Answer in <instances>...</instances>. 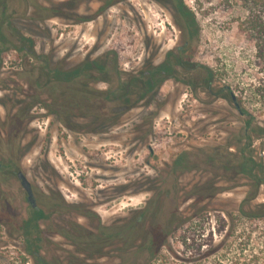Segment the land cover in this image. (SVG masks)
I'll list each match as a JSON object with an SVG mask.
<instances>
[{
	"label": "rangeland",
	"instance_id": "1",
	"mask_svg": "<svg viewBox=\"0 0 264 264\" xmlns=\"http://www.w3.org/2000/svg\"><path fill=\"white\" fill-rule=\"evenodd\" d=\"M183 1L195 17L187 20L176 0H120L107 7L103 0L8 1L10 14L0 15V160L7 165L0 167V264H38L24 237L23 221L32 208L13 171L20 168L33 184L37 206L49 216L39 221L30 244L47 262L84 259L78 241L83 234L124 225L132 211L150 203L168 213L158 214L150 226L177 216L167 238L155 231L151 251L117 243L96 262L264 264V208L258 207L264 185L255 194L244 176L223 172L220 164L210 169L207 161L237 155L248 142L251 121L254 155L264 163V61L245 31L249 24L242 25L244 2ZM258 10L264 17V5ZM40 14L50 18L48 29L40 25ZM18 34L34 40L36 54H52L54 67L72 68L101 56L110 68L117 63L121 77L159 62L163 44L169 50L191 36L196 61L214 73V89L228 86L249 115L241 116L222 94L192 93L171 80L116 125L110 118L93 125L100 111L94 92L84 103L86 119H68L56 114L59 105L37 85L41 63L16 50L22 46ZM84 84L108 88L90 79ZM57 87L55 97L62 90ZM20 114L26 115L23 121ZM78 125L85 128L71 127ZM185 153L182 168L173 171L174 160ZM212 181L224 189L205 199L213 193ZM200 182L209 185L203 199L191 192Z\"/></svg>",
	"mask_w": 264,
	"mask_h": 264
},
{
	"label": "flooded vegetation",
	"instance_id": "2",
	"mask_svg": "<svg viewBox=\"0 0 264 264\" xmlns=\"http://www.w3.org/2000/svg\"><path fill=\"white\" fill-rule=\"evenodd\" d=\"M0 1L4 2L0 15L2 18H6L10 14L9 12H7L9 0ZM39 16L40 18L38 19V21H40V25L45 26L48 29L47 21L50 18H47L46 15L42 16L41 14ZM35 20L36 18H32V21ZM2 39L3 41L5 40L4 37H2L1 40ZM18 39L22 46H17L18 48H16V50L18 52L25 51L29 53L30 55H32L33 59L41 63L38 71L37 85L41 86L42 88H47L46 93L49 99L51 101H53L54 99L56 101V104L59 105L60 110H56V114H63L68 119L73 118L74 116H80V118L86 119V107L84 103L85 100H87L86 98H88V96L92 95V92H94V94L97 95V97L94 95L95 98L97 100H100L99 102H96V106H98L100 111L99 115L94 116L93 125H97V123L103 124L104 121L108 120L109 118L113 120L114 125H116L118 124V118L120 119L126 113L136 108L145 99H148L151 95L155 94L159 90H162L167 82L171 80L177 84L185 85L188 89H190L192 93L196 92L199 89H204L206 92H210L214 96H220V94H222L223 97H228V99L232 100L241 116L249 115L248 112L243 109L237 98L233 97L234 94L230 92L228 86L222 87L218 91L214 89V73L211 69L202 66L201 63L196 61V53L192 45L191 36H189L188 39H186L182 44L169 50H164L165 45L163 44L162 46H160L158 51L160 55L159 62L144 63L143 67L140 70L128 73L126 77L120 76L117 63L113 65V68H110L108 62L101 59L100 56L99 58L94 59L98 61V69L92 71V75L87 77H80L74 79V81L71 82L68 80H64V78L57 77L56 75H54L52 70L59 69L61 71H66L80 66L86 60L72 68L64 69V67L62 66L54 67V56L52 54H47L45 56L36 54L34 50V40L32 38H28L24 34H18ZM202 69L205 71H203ZM111 72L114 73H112L113 75H116L112 77ZM109 74L111 75V77H108ZM41 78L45 79L44 83L41 82ZM86 79L92 80L93 83L96 84V86L107 84L108 88L105 91H96L89 86H85L86 84H84V81H86ZM57 86H60L62 90L60 92L58 91V93L56 94L57 96L55 97L52 89L54 90V88H58ZM34 96L38 95H35L34 92V95L30 97L34 100ZM47 107L50 110L49 105ZM19 117L20 120L23 121L26 115L23 116L22 114H20ZM71 127L78 131H82V129L85 128L84 125ZM250 127H252L251 121H249L246 126V130L248 131L246 133V138L248 142L244 145V147L239 151L237 155L230 153L231 155H229L226 159L218 158V162H213L212 159H207V161L210 163V169H221L215 166V164H220L223 172L227 171L244 176L246 179L251 181V189H254V192H257L264 184L257 187V178L255 179L249 177L245 175V173H243L241 170V165L244 163H248V166H250V168L254 167L253 172L254 174L258 175V178H264V163L262 159L258 160L254 155L255 149L252 148L253 144L251 142L249 134ZM187 154H180L174 160L172 164L173 171H178L180 168H182V164L186 160ZM207 161H205V163H208ZM0 167L5 169L7 165L0 160ZM13 171H15L16 176L20 180L21 186L26 192L27 201L32 208L28 213L27 218L23 221V228L25 232L24 237L27 242V250L30 254L38 259V257H40L38 256V251H33L32 245H30L32 241L31 238L35 234V230L39 229V221L42 219H48L49 216L46 215L44 211H42L37 206V198L34 192L33 184L27 177L25 171L21 168L18 170L14 169ZM19 173H23L30 181L36 199L35 204H32L29 201V194L22 185V180L19 177ZM213 183L215 182L212 181V184ZM212 184L210 185V188L213 190L214 188ZM201 185L204 186L203 182L194 184L192 186L191 192L194 193L195 189ZM205 186L207 187L209 185ZM206 187H203L201 191H203L204 189H208ZM215 187L217 188L218 192L224 189L219 187V185H217L216 183ZM168 191L169 193H171L170 190ZM164 194H168V192L165 191L162 195ZM39 212H43L45 214V217L37 219L36 217ZM160 213L168 215V213L164 211L163 206L152 208V206H150V203H148L144 208H141L140 210L132 211L133 216H130L132 218L128 217L129 219L126 224L117 226H123L124 230H128V228H126L128 226H135V231L137 230L138 233V229H140L141 234H139V237L136 240L132 235L122 236L120 244L132 245L134 242L135 244H140L138 247L139 249H148V251H151L153 248V244L156 242L155 231H157V233H162V236L164 237L163 239L165 240L169 233L173 231L174 227H172V225H175L177 223L176 214H169L170 216H168L167 224L160 227H156L155 225L150 226L151 222H155V218ZM104 227L110 230H104L105 232L103 233L101 232V227H99V229H97L95 232H88L87 235L83 234L84 238H79L78 241H81V243L84 244V247L81 251L85 255L84 259L72 256L68 260V262L61 263L57 261V264H101L96 261H101L104 257H109L107 249L112 245L119 243V241L112 235L114 226ZM155 227L158 228V230H156ZM127 230H125L124 232L126 235L129 232ZM28 232L31 235L28 236ZM28 247L30 250L28 249ZM91 251H93L94 253L92 252L91 254H89V252ZM93 255L96 257H94ZM47 264L53 263L48 260Z\"/></svg>",
	"mask_w": 264,
	"mask_h": 264
},
{
	"label": "trees",
	"instance_id": "3",
	"mask_svg": "<svg viewBox=\"0 0 264 264\" xmlns=\"http://www.w3.org/2000/svg\"><path fill=\"white\" fill-rule=\"evenodd\" d=\"M103 1L107 7L108 5L110 6L114 1L118 2L120 0H103ZM176 1L178 3L180 13L184 17H186L187 20H188V17H190L192 15L195 17V14L190 9H188L187 5L184 3L183 0H176ZM227 1L229 2L230 0H227ZM236 1L244 2L246 5L245 6V9H246L245 20L242 23V25L249 24L248 30H245V31H247V32L249 31V33H251L253 35L251 37H253V39L256 41V48H257L259 58H261V60L264 61V17L261 14L260 10H258L259 6L264 5V0H236ZM252 5H254V7H257V8L253 9ZM188 27H189V30L192 29V25L190 24V22L188 23ZM191 33L194 34V32H191ZM96 69H98V61L88 59L83 64H81L80 66H78L76 68H72V69H69L66 71L54 69V70H52V72L57 77L64 78V80H68L71 82V81H74V79L84 77V76L87 77V76L92 75L91 74L92 71H95ZM241 167H242L241 170L243 173H245V175L252 177V178H255V179L257 178V187L264 184V178H262V177L258 178V175L254 174V172H253L254 167L250 168V166H248V163L242 164ZM212 186L214 188L213 193L211 194V196H207L206 198H205V194L204 195L202 194L203 191H201V189L203 187H206V186L205 185L204 186H202V185L198 186L195 189V194L197 195L196 197H200V198L203 197L205 199L215 197L218 193V190L215 187V183H213ZM255 194H257V193L255 192ZM258 205H259L258 206L259 208H264V203H260ZM261 216H264V212L261 214ZM44 217H45V214L43 212H39L36 218L41 219ZM126 228H128V230L127 229H125V230L129 231L127 233V235L124 233L125 230H124L123 226L113 227V231H112L113 234L112 235H113V237H115L119 241V243L121 242L120 240H121L122 236L132 235L136 240V239H138L139 234H141L140 229H138V231H139L138 233H137V230L135 231V229H136L135 226L134 227L128 226ZM101 230H102L101 232L104 233L105 231L110 230V229H108L106 227H101ZM29 235H31V234L28 232V236ZM199 250H200V248H199ZM250 261H254V258H252ZM37 262H38V264H47V262L42 257H38Z\"/></svg>",
	"mask_w": 264,
	"mask_h": 264
},
{
	"label": "water",
	"instance_id": "4",
	"mask_svg": "<svg viewBox=\"0 0 264 264\" xmlns=\"http://www.w3.org/2000/svg\"><path fill=\"white\" fill-rule=\"evenodd\" d=\"M233 97L235 98V95H233ZM19 177L22 180V185L23 187L27 190L29 196L28 199L32 204H35L36 199L33 193V189H32V185L30 183V181L27 179V177L23 174V173H19Z\"/></svg>",
	"mask_w": 264,
	"mask_h": 264
}]
</instances>
